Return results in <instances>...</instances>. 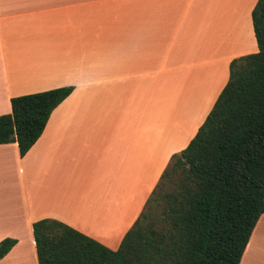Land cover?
<instances>
[{
    "label": "crops",
    "instance_id": "1",
    "mask_svg": "<svg viewBox=\"0 0 264 264\" xmlns=\"http://www.w3.org/2000/svg\"><path fill=\"white\" fill-rule=\"evenodd\" d=\"M257 0H0V114L71 86L21 156L0 144V264H38L32 223L117 249L205 120L233 58L258 50ZM239 264H264V213Z\"/></svg>",
    "mask_w": 264,
    "mask_h": 264
},
{
    "label": "trees",
    "instance_id": "2",
    "mask_svg": "<svg viewBox=\"0 0 264 264\" xmlns=\"http://www.w3.org/2000/svg\"><path fill=\"white\" fill-rule=\"evenodd\" d=\"M251 16L257 52L231 60L205 120L172 155L117 249L46 217L32 223L38 264H239L264 213V0ZM71 90L11 97L0 144L16 142L23 156ZM16 241H0V259Z\"/></svg>",
    "mask_w": 264,
    "mask_h": 264
},
{
    "label": "rangeland",
    "instance_id": "3",
    "mask_svg": "<svg viewBox=\"0 0 264 264\" xmlns=\"http://www.w3.org/2000/svg\"><path fill=\"white\" fill-rule=\"evenodd\" d=\"M175 154V153H174ZM172 157V156H171ZM156 210H157V208H156Z\"/></svg>",
    "mask_w": 264,
    "mask_h": 264
}]
</instances>
